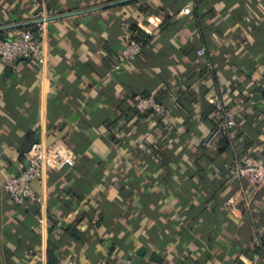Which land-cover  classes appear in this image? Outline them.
<instances>
[{
  "label": "crops",
  "instance_id": "1",
  "mask_svg": "<svg viewBox=\"0 0 264 264\" xmlns=\"http://www.w3.org/2000/svg\"><path fill=\"white\" fill-rule=\"evenodd\" d=\"M33 1L0 0V41ZM122 1L40 0L47 65L0 58V264H264V181L231 171L264 159V0ZM224 110L236 127L210 148ZM36 142L65 162L33 184L43 205L15 204Z\"/></svg>",
  "mask_w": 264,
  "mask_h": 264
},
{
  "label": "built area",
  "instance_id": "2",
  "mask_svg": "<svg viewBox=\"0 0 264 264\" xmlns=\"http://www.w3.org/2000/svg\"><path fill=\"white\" fill-rule=\"evenodd\" d=\"M34 12L31 21H41L36 25L17 29L12 36L0 41V58L5 62H16L20 59L34 60L41 66L48 63L45 42L48 35V18L50 17L44 3L40 0L33 1ZM183 12L189 14L191 8H184ZM143 52L142 43L134 39H129L122 50L123 61L116 65V69H121L125 62L136 60ZM211 104L218 105L216 97L210 100ZM264 106V101H263ZM149 107L161 110L165 114L169 111L161 107L152 99H143L138 103L141 111H146ZM264 115V112H263ZM236 127L235 112L232 110L222 111V119L210 132L205 140V145L213 148L215 140L221 135H229ZM65 150L61 147L36 142L26 155V167L19 174L9 177L4 189L11 201L15 204L35 202L43 205L45 197L37 193L33 187L36 181H42L48 168L56 170L65 162ZM234 179L250 177L256 183L264 181V162L255 157L249 156L236 162L232 168ZM233 199L229 200L232 203ZM58 264H76L73 259H63ZM122 264H134L132 255L126 257Z\"/></svg>",
  "mask_w": 264,
  "mask_h": 264
},
{
  "label": "trees",
  "instance_id": "3",
  "mask_svg": "<svg viewBox=\"0 0 264 264\" xmlns=\"http://www.w3.org/2000/svg\"><path fill=\"white\" fill-rule=\"evenodd\" d=\"M134 40H136V41H139V42H141L142 43V46H143V52H144V50H145V48L147 47V45H148V42H149V38L147 37V36H145L144 34H142L141 32H136V35H135V37L133 38ZM142 52V53H143ZM218 124V123H217ZM216 124V125H217ZM216 125H215V127H216ZM214 127V128H215ZM235 129V128H234ZM233 129V130H234ZM232 130V131H233ZM221 136H227V135H221ZM247 153V156H252V157H255V158H257V159H260V160H262L263 162H264V159H262V158H258L257 156H255L254 154H249L248 153V151L246 152ZM35 204H39V203H35ZM40 205V204H39ZM50 259H51V264H58L57 263V260H53L52 259V256L50 257Z\"/></svg>",
  "mask_w": 264,
  "mask_h": 264
},
{
  "label": "water",
  "instance_id": "4",
  "mask_svg": "<svg viewBox=\"0 0 264 264\" xmlns=\"http://www.w3.org/2000/svg\"><path fill=\"white\" fill-rule=\"evenodd\" d=\"M126 1H129V0H124L122 2H117L115 4H119V3H123V2H126ZM52 20V18H48V21ZM39 22H42L41 21H29V22H25V23H21V24H16V25H13V26H9L10 28H24V27H30V26H33V25H36L38 24ZM2 28H0L1 30Z\"/></svg>",
  "mask_w": 264,
  "mask_h": 264
}]
</instances>
